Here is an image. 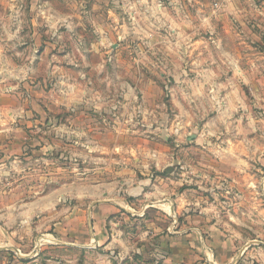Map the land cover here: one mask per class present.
<instances>
[{
    "label": "rangeland",
    "instance_id": "374dc122",
    "mask_svg": "<svg viewBox=\"0 0 264 264\" xmlns=\"http://www.w3.org/2000/svg\"><path fill=\"white\" fill-rule=\"evenodd\" d=\"M35 1L0 0V264H264V0Z\"/></svg>",
    "mask_w": 264,
    "mask_h": 264
},
{
    "label": "crops",
    "instance_id": "0c3cea01",
    "mask_svg": "<svg viewBox=\"0 0 264 264\" xmlns=\"http://www.w3.org/2000/svg\"><path fill=\"white\" fill-rule=\"evenodd\" d=\"M61 62L62 61H54L55 67L57 68L59 66L58 64H61ZM0 70L3 71V67H0ZM4 77L5 75H0V174L3 173L2 171L5 167V161L8 157V149L10 148L9 144H13V148L21 145V142L16 141L15 137H13L11 142L10 139L12 136H7L10 132H15L17 130L15 121L17 118L21 117V110L6 107L5 96H12V93H8V95L5 93ZM2 180L3 177L0 176V181ZM2 221L3 217L0 214V256L9 254L11 251H16L14 248L15 244L11 242V238Z\"/></svg>",
    "mask_w": 264,
    "mask_h": 264
}]
</instances>
